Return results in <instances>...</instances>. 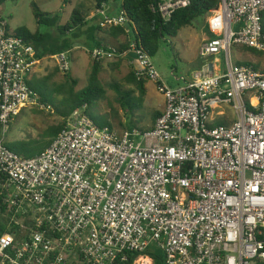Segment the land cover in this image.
<instances>
[{
	"label": "built area",
	"instance_id": "1",
	"mask_svg": "<svg viewBox=\"0 0 264 264\" xmlns=\"http://www.w3.org/2000/svg\"><path fill=\"white\" fill-rule=\"evenodd\" d=\"M189 4L158 9L168 20ZM97 13L102 28L126 23L107 6ZM208 25L201 56L224 53L226 72L210 66L175 88L132 45L137 77L165 98L153 129L119 134L77 110L45 152L25 158L7 137L36 105L39 60L0 15V264H154L152 246L165 264H264V72L231 58L234 47L264 54V0H221ZM54 58L70 71L67 53Z\"/></svg>",
	"mask_w": 264,
	"mask_h": 264
},
{
	"label": "rangeland",
	"instance_id": "2",
	"mask_svg": "<svg viewBox=\"0 0 264 264\" xmlns=\"http://www.w3.org/2000/svg\"><path fill=\"white\" fill-rule=\"evenodd\" d=\"M33 3H36L44 13H60L62 25L67 23L75 8H83L90 17L93 16L97 21L100 18L97 13L95 0H21L19 7L15 10V14L9 18L12 32L17 33L20 29L26 28L31 32H36L39 29L42 34L55 35L53 28L38 26L34 15ZM116 4L117 6H121L122 0H117ZM209 17L203 23L196 22L192 26L182 29L176 38L166 37L158 53L152 57V64L166 86L173 87L181 84L183 78L187 79L195 71L204 68L208 69L212 64L217 63V59L202 58L200 53L202 42L213 38L208 25ZM88 28L84 30L80 38L72 42V50L67 53L71 76L78 80L79 86L76 89L77 91L88 84V78L92 70L93 61L95 60L94 56H91L88 44L91 42L88 38ZM237 49L246 54L245 57H240ZM132 55L135 59L134 54ZM45 58L46 60L43 63L41 71L44 76L41 75V78L49 76L51 80L48 85H43V83L42 85L46 89L44 91L47 92V96L54 101V104L58 105L60 97L55 93L54 84L64 80V73L59 70L54 57L48 56ZM231 58L233 62L236 60H257L260 64L253 66L264 72V54L256 55L248 51L247 48L234 47ZM101 61L104 70L100 79L104 83V93L101 98L93 100L90 107V114L94 122L98 125L109 126L112 128V131L119 134L134 129L141 131L151 129L155 125L152 119L155 107L152 105H155L156 98L153 99L154 101L150 105L145 98L141 99L139 97V93L134 85L125 81L126 77L133 70L131 62H120L115 53L106 55L101 58ZM224 61L226 63V58ZM113 85L119 86V90L113 88ZM156 85L158 93L162 94L158 89V84ZM153 91L154 89L150 85L147 94L152 95ZM34 94L38 101L41 102L37 93L34 92ZM38 101L36 105H31L30 108L22 111L12 124L13 127L10 129L7 140L10 148L19 146L30 140H38L48 128L63 122L62 118L52 108L50 110L46 109ZM230 114L232 115L231 112Z\"/></svg>",
	"mask_w": 264,
	"mask_h": 264
},
{
	"label": "trees",
	"instance_id": "3",
	"mask_svg": "<svg viewBox=\"0 0 264 264\" xmlns=\"http://www.w3.org/2000/svg\"><path fill=\"white\" fill-rule=\"evenodd\" d=\"M13 1L16 2L18 0ZM114 1L117 0H95L96 9H102L104 6H108ZM163 1L164 0H122L120 13L125 16L126 23L123 26L112 27L107 30L116 39L125 37L128 39V42L122 45L120 49L114 51L102 41H94L95 34L97 32H103L105 29L100 25L92 26L88 28V34L93 40V44L89 46L91 56H93L94 50L99 49L105 50L108 53H115L117 56L122 57L125 53L131 52V47L135 44L138 49L145 51L150 57H153L160 50L161 44H163L166 37L176 38L182 29L192 26L196 22L203 23L207 21L211 12L218 9L221 3V0H189L190 4L187 7L176 10L170 19L166 20L158 9L159 4ZM3 2L4 0H1L0 5ZM33 9L38 26L53 28L55 30V35L42 34L39 29L36 32H31L26 28L20 29L14 35L24 38L28 43L33 44L36 49V58L38 60L48 56L55 57L60 53L70 52L72 50V42L80 38L84 30L90 25V16L83 8H75L70 19L64 25L61 24L62 17L60 13H44L39 9L36 3H33ZM210 34L214 37L212 33ZM247 50L256 55L263 54L253 49L247 48ZM246 65L258 69L251 64ZM103 70L102 61L95 59L88 78V84L78 91L76 90L79 86L78 80L72 78L71 71L65 72L64 80L54 84L55 93L60 97L57 103L58 105L54 104V101L51 100L50 97L47 96V92L44 91L46 89L43 85H48L51 80L49 76L43 77L42 80L29 82L31 90L37 93L40 98V104L45 106L46 109L50 110L52 108L53 111L62 118L63 122L48 128V130L44 132L43 138L41 137L38 140L24 142L12 148L8 147L25 158L35 157L45 152L51 146L59 134L67 127L68 121L74 116L77 110L84 112L93 119L90 114L92 102L93 100L101 98L104 93V83L100 79ZM125 81L136 87L141 99L146 97L148 91L147 85L150 82L149 79L137 77L136 71L133 69L126 77ZM118 87L117 85H113V88L119 90ZM161 115L162 114L159 113H154L152 115L154 123H156V120ZM98 126L112 130L109 126ZM10 128L12 129V124ZM153 128L154 126L151 129ZM5 181V177L0 174V204H3L4 200L1 194L4 191ZM0 228V232H2V226ZM145 255L152 257L154 264H165L164 253L155 246L148 249ZM132 263L133 260L125 264Z\"/></svg>",
	"mask_w": 264,
	"mask_h": 264
},
{
	"label": "crops",
	"instance_id": "4",
	"mask_svg": "<svg viewBox=\"0 0 264 264\" xmlns=\"http://www.w3.org/2000/svg\"><path fill=\"white\" fill-rule=\"evenodd\" d=\"M20 3H21V0H18L16 2L13 1V0H4V2L1 3V5H0V15L3 17V19L6 20L7 25H8V29H9V32L12 33V34H15V33L11 31L10 23H9V20L10 19L9 18L12 17V15L15 14V10H16V8L19 7ZM116 3H117V1H114V2L110 3L107 6V13H108L109 16H116V15H119L120 14V6H117ZM98 21L99 22L101 21V17L98 19ZM98 21L93 16L90 17L89 18L90 25L88 27L90 28L92 26L99 25L100 23ZM104 29L105 30L103 32H97L95 34V40L94 41H96V40L99 41L100 40L105 45L110 46L111 49H114L115 51L118 50V49H120V47L122 45H124V44H126V42H128V39H126L125 37H121L119 39H116L112 34L109 33V31L107 30L108 28H104ZM88 38L91 41L88 44H89V46H91L93 44V40L90 38V35H89ZM208 40H210V39H208ZM205 42H206L205 40H204V42H202L201 49L204 46ZM237 51H238L240 57H242V56L245 57L246 54H244L241 50L237 49ZM200 52H201V50H200ZM117 57L119 58V61L120 62H123V63H126L127 61L131 62L130 64L133 66L132 68L134 70H136L139 67L138 62L134 59L132 53H130V52L125 53L124 56H122V57H119V56H117ZM210 58L217 59V63L211 65V68H213V73L215 75L224 74L226 72V64H225V61H224L225 60L224 53L219 54V55H216V56H212ZM45 60H46V58H43V59L39 60V64L34 69L33 73L31 74V76L29 78L30 79L29 82H35L36 80H40V79L43 78V77L41 78V75L44 76V74L41 71H42L43 63H44ZM235 63L236 64H239V65L240 64H242V65H246V64H251V65L260 64L257 60H253V61H239V60H236ZM209 72H210V67L208 69L207 68L206 69L204 68L202 70L195 71V73L191 77H189L187 79L183 78V82L181 84L175 85L172 88H175L177 86H182L184 84V81H188V82L192 81L198 74L199 75L201 74L203 76H206V75L209 74ZM150 85L153 87L154 91H153L152 95L147 94L146 97H145V99L151 105V103H153V101H154L153 99L156 98L155 105H152V106L155 107V113L163 114L164 111H165V108H166L165 98H164V96L162 94H159L158 93L157 85L155 83H153V82L150 81L148 83L147 87H149ZM30 107L31 106L25 108L23 111H25L26 109H28ZM12 127H13V125H12ZM9 133H10V130H9ZM8 136H9V134H8ZM8 138L9 137H7V140H8ZM7 145H8V143H7Z\"/></svg>",
	"mask_w": 264,
	"mask_h": 264
}]
</instances>
